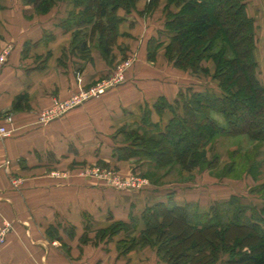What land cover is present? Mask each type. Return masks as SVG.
<instances>
[{
  "label": "crops",
  "instance_id": "obj_1",
  "mask_svg": "<svg viewBox=\"0 0 264 264\" xmlns=\"http://www.w3.org/2000/svg\"><path fill=\"white\" fill-rule=\"evenodd\" d=\"M250 1L264 11V0ZM62 4L61 11L38 16L20 0L0 2V53L10 51L0 75V126L7 115L14 116V127H7L11 136H0V221L12 224L0 247V264H162L156 256L149 258L150 247L121 252L123 232L111 239L102 232L167 201L169 194L145 193L152 185L144 192L122 191L75 174L74 168L91 160L123 168L125 162L113 157L115 148L125 145L121 130L134 124L148 128L142 121L147 108L152 123L166 126L171 112L159 113L154 105L160 97L173 103L184 82L178 77L177 84L153 82L155 75L132 70L125 86L100 101L41 122L39 113L54 100L104 78L126 52L132 53L133 34L138 36L142 23L133 13L126 15L117 40L125 51L114 49L110 60L95 51L87 61L72 48L75 30L67 21L74 5Z\"/></svg>",
  "mask_w": 264,
  "mask_h": 264
},
{
  "label": "trees",
  "instance_id": "obj_2",
  "mask_svg": "<svg viewBox=\"0 0 264 264\" xmlns=\"http://www.w3.org/2000/svg\"><path fill=\"white\" fill-rule=\"evenodd\" d=\"M24 1L41 14L55 2ZM67 1L75 7L67 21L69 28H76L73 50L78 49L84 60H92L90 40L82 38L83 32L78 29L86 25L92 36L98 34L99 52L110 60L119 38V24L125 20L118 12L129 14L140 0ZM157 1L150 0L144 12L151 11ZM172 2L182 9L176 13L167 9V41L151 40L149 59L154 60L156 52L165 46L175 67L190 68L195 73H209L202 63L212 60L218 93L193 91L188 97L179 93L173 103L160 97L154 108L159 113L171 112L167 125L152 123L147 108L142 121L148 128H123L125 145L115 148L113 157L121 161L141 159L147 172L170 164L183 169L201 168L208 163L206 147L215 137L245 135L259 147L245 169V173L257 178L264 167L258 160L264 153V86L257 77L255 19L249 15L245 0ZM21 101L19 98L15 103V110ZM211 112L221 114L226 125L218 124ZM214 165L213 162L210 167ZM237 169L238 161H234L226 168L227 175ZM259 191L264 201V185ZM197 209L190 203L180 205L169 196L167 201L147 206L129 222L112 224L102 234L111 239L123 232L126 241L118 245L123 253L154 246L162 264H215L225 255L228 257L222 264H264V204L261 209L250 208L243 198L232 196L215 202L206 212ZM173 234L182 237L170 243L166 237L175 238Z\"/></svg>",
  "mask_w": 264,
  "mask_h": 264
},
{
  "label": "rangeland",
  "instance_id": "obj_3",
  "mask_svg": "<svg viewBox=\"0 0 264 264\" xmlns=\"http://www.w3.org/2000/svg\"><path fill=\"white\" fill-rule=\"evenodd\" d=\"M20 1L22 2V4H26L24 0ZM245 1L251 8L249 10V14L255 19V23L257 26L255 50L256 60L258 63L257 77L264 86V11L260 10V7H256L254 5L255 3L250 6V4L248 3L250 0ZM149 2L150 0L138 1L135 5V10L129 13H133L136 18H140V21L142 23L138 22V24H141V26L137 29L138 36H135L133 34V52L129 54L126 52V55L122 57L121 60H118L113 64V68L108 72V74H105L103 76L104 78H106L111 73H113L114 70H121V66H124V68H126L125 82L121 86L109 90L107 94L112 90L120 89L125 86L129 82L128 79L130 77L128 76L130 75L132 70L133 74L151 73L150 75H155V77L153 76V78H155L153 82H160L167 85H171L172 83L177 84V79H175V77L180 78V82L182 81L184 83L182 85V88H179V92L176 98L179 96V93H183L188 97L192 94L193 91H208L217 94L218 82L214 79L216 67L215 63L212 60L204 61L202 63V66L204 68L209 69V73H195L190 68L180 69L175 67L173 65V62L169 61L168 59L165 46L160 48L156 52V58H154V60L149 59V43L151 42V40H160L161 42L167 41L165 31L167 9H170L175 13L178 10L182 9L181 6L176 5L174 2H172V0H159L155 3L154 7H152L151 11L144 12V10L148 8ZM62 3L71 2H68L67 0H55L49 10L46 13L42 14L37 12L34 5L28 4L26 6L33 7L36 15L46 16L50 13L55 12L56 10L61 11V9H63ZM208 9H210V7ZM129 14H126L124 10H120V13L118 12V15L124 18ZM133 24V26L137 25V23L134 22ZM80 28L83 32L82 38L86 37V39L90 40L89 45L91 47L92 54L95 51H99L98 34L93 33L92 36L89 27H87L86 25L83 28L82 26L78 27V29ZM73 29L76 30V28ZM73 39L74 33L72 37V43ZM144 42H146V45L144 44ZM114 46V49L122 52L125 51L124 48H121L123 46L119 45L118 42L115 43ZM4 51L5 49L0 53V55ZM104 78L99 80H103ZM99 80H97L96 82H98ZM96 82H93L88 87L83 89L90 88L92 85L96 84ZM133 82L135 83V81ZM76 92L65 99L57 98L53 101L52 105L49 108L41 111L38 117L40 119L43 117L47 119L49 117L57 116L54 119L57 120L63 118L76 109H80L81 107H88L91 104L100 101V99L105 96L104 95L96 98L92 97L89 101L85 102L82 105L71 107L72 105H70V100ZM67 107L68 109L63 111V113L60 111L61 108ZM211 116L221 126L226 125V121L221 114L211 112ZM4 127H14V116L12 114H9L4 118V123L2 126H0V131ZM132 127L134 129H137V126H135V124ZM122 137L123 140L126 139V136L124 134H122ZM129 140L132 141V139ZM258 150L259 147L257 146V142L252 141L248 136H217L215 137L213 142H211V144L206 147V158L208 163L204 164V166H202L201 168L197 167L193 169H183L178 165L174 166L170 164L147 172V166H143L141 159L139 160L137 158H133V160L125 159V163L122 165L123 168L121 169H119V167L117 166L107 167L104 165H97L98 162L91 160L88 163L80 164V166H77V168L75 167L74 172L75 174H82L86 171H89L97 175H106L113 181L120 178L142 181L146 185H152L150 189H144L145 193H152L155 197L159 195L162 196L166 193L169 194L168 196H173L176 201L179 198L180 200L183 199L188 203L196 206L198 208L197 210L200 213L208 211L211 205L215 202L227 201L232 196L243 198L246 204L250 206V208L261 209L263 207L264 201L259 190L261 189V186L264 185V167L262 168V172L257 174V178H254L253 176L245 173V169H248L249 163L253 161V158L257 154ZM248 156L251 160L248 159ZM215 157H218V159H215ZM258 160L264 163V153L258 158ZM234 161H238L237 172L227 175L226 168ZM213 162L215 163V165L212 168L210 167V164ZM144 190H141V192H144ZM134 191L135 190H133V192ZM174 236L175 238L173 236L170 237V235L166 238L170 243H175L176 240L179 239V237H182L177 235ZM147 255L152 260L155 259V256L158 258L156 248L154 246L153 248L150 247V249L147 251ZM227 257V255L222 256L221 259H219L215 264H222V260L226 259Z\"/></svg>",
  "mask_w": 264,
  "mask_h": 264
},
{
  "label": "built area",
  "instance_id": "obj_4",
  "mask_svg": "<svg viewBox=\"0 0 264 264\" xmlns=\"http://www.w3.org/2000/svg\"><path fill=\"white\" fill-rule=\"evenodd\" d=\"M10 51L7 49L5 50L1 55H0V75L3 71V69L6 66L7 63V58L9 55ZM121 70H114L113 73H111L109 76L104 78L103 80H99L96 82V84L92 85L88 89H81L77 91L71 98L70 100V105L73 106H78L82 105L85 102L89 101L92 97H101L107 94V92L111 89H114L115 87L121 86L126 79V68L124 66H121ZM69 105V106H70ZM68 106V107H69ZM67 108H61V112L67 110ZM57 116L49 117V118H41L40 121L43 123H48L51 120H54ZM11 131L7 128H2L0 131V134L2 137L6 138L11 136ZM83 175H87L90 177H96L98 179L104 180L108 184L112 185L114 188L125 191V190H142L145 188L147 185L138 180H131L127 178H120L117 180H111L109 177L106 175H97L91 172H84ZM12 230V224L9 220H1L0 221V247L3 246L6 243L7 237L9 233Z\"/></svg>",
  "mask_w": 264,
  "mask_h": 264
}]
</instances>
